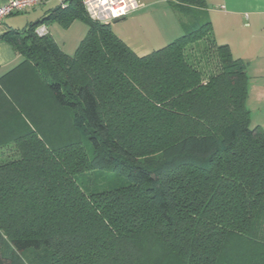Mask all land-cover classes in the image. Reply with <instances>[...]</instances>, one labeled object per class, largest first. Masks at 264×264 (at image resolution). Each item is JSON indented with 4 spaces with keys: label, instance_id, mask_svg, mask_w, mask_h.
Wrapping results in <instances>:
<instances>
[{
    "label": "trees",
    "instance_id": "obj_1",
    "mask_svg": "<svg viewBox=\"0 0 264 264\" xmlns=\"http://www.w3.org/2000/svg\"><path fill=\"white\" fill-rule=\"evenodd\" d=\"M183 35L138 57L66 0L0 40V264H264V130L250 129L246 63L217 45L206 0H165ZM207 18V21H204ZM87 26L75 54L47 32ZM217 58L205 76L186 54ZM124 184L86 192L76 177Z\"/></svg>",
    "mask_w": 264,
    "mask_h": 264
},
{
    "label": "rangeland",
    "instance_id": "obj_2",
    "mask_svg": "<svg viewBox=\"0 0 264 264\" xmlns=\"http://www.w3.org/2000/svg\"><path fill=\"white\" fill-rule=\"evenodd\" d=\"M66 0H50L35 8L28 9L26 12L7 17L6 20L11 29L22 31L29 23H34L41 17H47L49 13L61 6ZM143 3L135 12L124 19L110 23L111 31L121 38H128L129 45H144L148 48V53L161 49L160 43L166 32L172 29L175 21L180 25L178 16L165 0H137ZM5 0H0V4ZM138 12V13H137ZM142 14L139 20L135 17ZM141 16V15H140ZM209 18V13H208ZM207 21V18H204ZM210 21V18H209ZM174 26V25H173ZM46 27L59 46L67 55H74L80 42L87 34V26L80 21H74L70 27L63 28L57 22L46 23ZM183 35V34H182ZM155 40L159 42L153 43ZM155 44V45H154ZM133 47V46H132ZM207 43L200 41L190 46L186 54L192 60L196 59V67L205 75L214 74L216 71L217 58L214 52L206 50ZM248 107H250L248 105ZM250 129L258 126L259 121L264 119V108L252 109L250 113ZM262 116V117H261ZM15 153L3 151L0 153V163L17 159ZM77 184L86 192H100L118 187L124 184V180L109 171L86 172L76 177Z\"/></svg>",
    "mask_w": 264,
    "mask_h": 264
},
{
    "label": "crops",
    "instance_id": "obj_3",
    "mask_svg": "<svg viewBox=\"0 0 264 264\" xmlns=\"http://www.w3.org/2000/svg\"><path fill=\"white\" fill-rule=\"evenodd\" d=\"M206 4L216 44L228 46L234 59L246 63V76H248L246 110L250 114L252 109L264 108V0H206ZM142 5L143 3H140L141 7ZM140 15L136 16L135 20H139L142 17V14ZM6 18L0 24V34L6 28L11 29ZM172 21L174 26L172 25V29L162 38L161 48L183 34L178 20ZM47 32L49 33L48 29ZM118 38L138 57L149 54L148 48L144 45H132V47L128 43V38L120 36ZM156 42L159 41L155 40L153 43ZM20 62L21 58L16 55L12 47L0 40V78ZM255 127L264 130V119Z\"/></svg>",
    "mask_w": 264,
    "mask_h": 264
},
{
    "label": "built area",
    "instance_id": "obj_4",
    "mask_svg": "<svg viewBox=\"0 0 264 264\" xmlns=\"http://www.w3.org/2000/svg\"><path fill=\"white\" fill-rule=\"evenodd\" d=\"M48 1L50 0H5L0 6V24L8 16L26 12ZM82 4L91 20L105 25L126 18L140 7L137 0H82ZM61 6H64L63 2ZM35 33L44 36L47 34V28L40 26Z\"/></svg>",
    "mask_w": 264,
    "mask_h": 264
},
{
    "label": "water",
    "instance_id": "obj_5",
    "mask_svg": "<svg viewBox=\"0 0 264 264\" xmlns=\"http://www.w3.org/2000/svg\"><path fill=\"white\" fill-rule=\"evenodd\" d=\"M119 21V20H118ZM117 22V21H116Z\"/></svg>",
    "mask_w": 264,
    "mask_h": 264
}]
</instances>
